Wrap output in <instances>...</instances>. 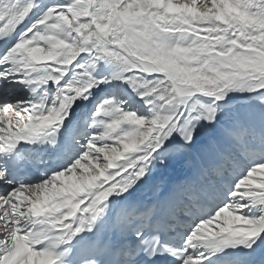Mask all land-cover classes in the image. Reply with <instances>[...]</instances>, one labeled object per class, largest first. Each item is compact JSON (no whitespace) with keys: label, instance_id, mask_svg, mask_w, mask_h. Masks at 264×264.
Masks as SVG:
<instances>
[{"label":"snow or ice","instance_id":"1","mask_svg":"<svg viewBox=\"0 0 264 264\" xmlns=\"http://www.w3.org/2000/svg\"><path fill=\"white\" fill-rule=\"evenodd\" d=\"M0 264H264V0H0Z\"/></svg>","mask_w":264,"mask_h":264}]
</instances>
